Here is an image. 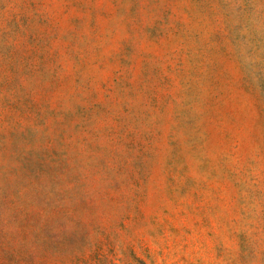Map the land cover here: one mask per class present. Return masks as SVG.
<instances>
[{
    "label": "rangeland",
    "instance_id": "rangeland-1",
    "mask_svg": "<svg viewBox=\"0 0 264 264\" xmlns=\"http://www.w3.org/2000/svg\"><path fill=\"white\" fill-rule=\"evenodd\" d=\"M0 264H264V0H0Z\"/></svg>",
    "mask_w": 264,
    "mask_h": 264
}]
</instances>
